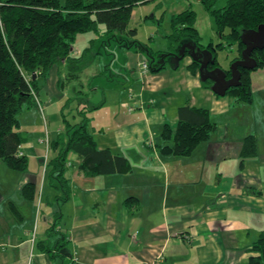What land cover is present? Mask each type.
I'll use <instances>...</instances> for the list:
<instances>
[{
    "label": "crops",
    "instance_id": "0c3cea01",
    "mask_svg": "<svg viewBox=\"0 0 264 264\" xmlns=\"http://www.w3.org/2000/svg\"><path fill=\"white\" fill-rule=\"evenodd\" d=\"M188 8L174 0H153L137 5L131 20L137 14L149 17L157 9L164 18L170 9L171 29L172 16ZM125 49L124 81L106 89L104 104L87 115L98 148L126 157L131 170L88 174L80 167L79 154L69 151L64 177L70 195L63 200L62 189L51 183L47 162L57 154L51 143L64 129L57 124L64 121V105L55 108L51 100L57 96L56 104L61 105L67 92L60 78L57 92L50 87L51 73L38 77L36 104L48 114L43 123L33 124L39 131L36 139L21 118L25 110L34 116V105L24 106L18 117L20 130L28 136L20 151L39 166L17 171L0 164V264H251L259 255L253 245L264 234V134L251 132L258 139V154L242 160L240 141L248 133L237 134L228 120L213 119L242 103L235 95L216 94L199 71L190 69V55L177 68L146 75L138 68L143 56ZM253 79L251 73L255 101L264 88L255 90ZM43 89L52 90L44 109ZM174 93L183 95L177 103L172 102ZM160 95L166 107L157 106ZM187 103L208 108L218 129L190 156L163 153L159 145L172 143L164 141L163 127H175L178 108ZM218 139L216 147L211 142ZM28 183L36 185L33 198L23 192ZM25 204L35 209L34 216L32 211L27 217L22 213L19 206ZM56 215L71 257L40 248L41 241L55 239L49 226Z\"/></svg>",
    "mask_w": 264,
    "mask_h": 264
},
{
    "label": "trees",
    "instance_id": "16d2710c",
    "mask_svg": "<svg viewBox=\"0 0 264 264\" xmlns=\"http://www.w3.org/2000/svg\"><path fill=\"white\" fill-rule=\"evenodd\" d=\"M151 1L153 0H0V159L8 167L17 171H26L29 167L28 156L20 151L28 136L20 130L18 116L24 106L36 104V95L40 89L38 77L47 76L52 66L61 60H81V57L71 56L78 35H95L100 24L105 25L104 32L107 33L99 41L102 47L116 42L120 47L131 48L128 39L137 35V28L130 27L133 9L139 4ZM199 1L215 19L220 41L216 44L211 41L208 45L202 43V37L195 25L198 14L196 10L188 8L172 16L171 32L167 35L169 46L165 52H151L136 39L131 42V45L140 44L137 46L149 53L146 60L150 73L170 66L171 53L178 52L186 43L213 50L215 63L210 68L220 63L218 50L226 45H237L239 53L232 63L241 57L245 47L241 41L242 31L255 29L264 23V0H226L221 8H215L218 0ZM94 41L95 38L90 40L91 45ZM124 41L128 43L123 45ZM91 45L84 49V58L91 52ZM252 56L257 61V67L253 70L264 67V49L254 50ZM163 57L165 61L162 63ZM189 67L197 72L200 63L193 60ZM227 71L230 75V69ZM251 71L242 69V83L227 92L235 95L239 102L253 101ZM118 79L122 82L125 77ZM204 83L212 84V81ZM87 99H84V106L79 109L82 120L78 123L68 120L63 109L67 137L64 138L62 132L51 143L52 148L58 151L49 159L47 166L50 169L51 183L63 191V200H67L70 195L68 182L64 177L69 151L79 154L82 158L80 167L88 174L131 170V164L126 157L114 154L109 148H98L95 136L89 128L91 118L87 114L100 108L104 100L99 103L89 101L86 104ZM178 114L176 126L166 124L162 130L164 141L172 143L159 145V148L163 153L174 156H190L201 143L210 139L217 131L218 124L211 119L208 108L190 103L180 106ZM240 142L242 160L258 154V139L254 133L247 134ZM35 191L34 183L23 187L27 198H33ZM58 218L56 215L49 226L50 236L55 240L41 241L39 245L42 250L52 255L64 256L61 250L67 249L66 235L57 228ZM253 250L259 252V255L252 257L250 263L264 264V234L255 242Z\"/></svg>",
    "mask_w": 264,
    "mask_h": 264
},
{
    "label": "rangeland",
    "instance_id": "374dc122",
    "mask_svg": "<svg viewBox=\"0 0 264 264\" xmlns=\"http://www.w3.org/2000/svg\"><path fill=\"white\" fill-rule=\"evenodd\" d=\"M179 3H181L184 8H192L196 10L198 14V25L196 27L202 34V42L205 45H208L211 41L216 44L218 41H220V37L218 36L216 30V22L213 16L202 6L200 3H198L197 0H174ZM226 4V0H218L215 4V8H221ZM168 6V5H167ZM168 9L167 14L164 18H162V10L157 9L156 11H153L150 13L149 17L148 14L143 15L141 18L139 14L135 16L133 20L130 22L131 28H137V35L135 37H131L128 39L130 41V46L134 51L140 53L141 56H143L144 59H147L149 57V53L145 51L144 49H140L137 45L140 46L144 45V47H147L151 52H165L168 49L169 41L167 35H169L171 29H170V17H169V11ZM152 14L156 15V19L154 20L152 17ZM106 30L104 24H100V29L97 30L95 33H85V34H79L75 43L74 48L71 52L72 57H81V60H73L69 61L67 59L61 60L57 62V64L54 65L53 71H49V74L51 73V80L48 82L50 87L54 88V90L57 92L58 89H55L56 81L57 79L60 80L59 83L64 84V88L66 90V97L63 100L61 105L56 104L58 101L57 96H54V100H51V104L54 103L55 108L64 105V113L68 120H71L73 123H78L82 120V116L80 114L79 109L84 106V99L88 98L86 101L87 103L93 102V103H99L103 100L105 101L106 98V89L112 87L113 84L119 83L120 80L118 78L120 77H126L123 73L125 71V68L127 66L124 58V54L126 51V47H120V45L116 42H112L108 46L104 45L103 47L99 43L100 40H102L103 37H106V34L104 31ZM227 32V31H226ZM95 41L93 45H91L90 40L94 39ZM137 40L140 44L131 45L133 40ZM127 40V41H128ZM124 41L123 45H126L128 42ZM92 46V50L90 53L86 55V57H83L84 49L88 46ZM106 48V49H105ZM238 54V48L237 45H226L223 49L218 50V60L220 67H224L229 69L231 67V60L235 55ZM107 68V69H106ZM263 68H258L256 70H252L251 73L254 75V88L256 90L257 87L264 88V70ZM57 72V73H56ZM114 74V75H112ZM47 76V77H48ZM116 76V77H114ZM41 77V76H40ZM257 77V78H255ZM41 82L42 79L40 78ZM43 94L41 100L42 107L44 109V106H46L47 99L49 100L52 96L50 92L52 90H45L43 89ZM263 92V91H262ZM180 94L174 93L172 96V102L177 103V98L183 97V95L179 96ZM230 95H228L229 97ZM158 98L159 102L157 103V106L160 107H166V104L163 105L161 102V95ZM231 97V96H230ZM179 98V99H180ZM90 101V102H89ZM169 105V103H168ZM108 109V108H107ZM28 111V110H27ZM27 111L23 114H21V118L24 117L22 120L25 123H28V126H30L29 132L32 133L31 138L34 140L36 139L37 135L39 134V131L33 130L35 126L33 124L38 123L39 120L43 123L44 118H46L45 115L48 114V110H45V112L41 111L40 103L38 102L36 105L33 106V109L31 111H35V114H28ZM112 112V110H110ZM127 112H125V116ZM25 115L27 118H25ZM211 115V114H210ZM212 119V117H211ZM214 120H228L230 124H232L236 128V133L243 135L244 133H251L258 130V134L262 135L264 134V126H263V120H264V92L260 96L259 92L256 93L255 101L251 103H245L242 102L239 106H234L231 111L225 112L224 114L220 115L217 113L216 116H213ZM240 121H242V124H240ZM245 121V122H244ZM58 126L63 127L65 129L66 122L65 121H59ZM48 125V123H47ZM33 126V127H32ZM56 123H51V128H55ZM230 126V125H229ZM248 127V128H246ZM63 129L62 136L64 138L67 137L66 130ZM230 132L231 128L229 127ZM213 137V136H212ZM217 141L211 142L216 147L219 146L221 143ZM236 141L231 140V145H234ZM0 164L3 165V167H8L4 162L0 160ZM39 166V161L34 159H29V167L30 169H33ZM9 168V167H8ZM11 169V168H10ZM2 169H0V175L3 174ZM21 175V174H20ZM1 179V176H0ZM22 213L27 217L28 211H32L33 216L35 215V209H31L25 204L24 206H19ZM55 240V239H54ZM53 240V241H54Z\"/></svg>",
    "mask_w": 264,
    "mask_h": 264
},
{
    "label": "water",
    "instance_id": "95a60500",
    "mask_svg": "<svg viewBox=\"0 0 264 264\" xmlns=\"http://www.w3.org/2000/svg\"><path fill=\"white\" fill-rule=\"evenodd\" d=\"M241 41L244 44L241 57L232 62L230 75L227 69L220 66L210 68L215 63L213 50L201 48L196 44L186 43L176 53L172 52L169 58V64L172 68H177L188 53L193 60L200 63L199 72L203 82L212 81V90L221 96L227 94L232 87L239 86L242 81V69L253 70L257 67V61L252 56V52L256 49H264V23H261L255 29H244L241 34ZM188 48V52H187ZM162 58V63L165 61ZM36 77V74L34 75ZM61 253L71 257L72 254L68 249L63 248Z\"/></svg>",
    "mask_w": 264,
    "mask_h": 264
},
{
    "label": "built area",
    "instance_id": "2783aa9c",
    "mask_svg": "<svg viewBox=\"0 0 264 264\" xmlns=\"http://www.w3.org/2000/svg\"><path fill=\"white\" fill-rule=\"evenodd\" d=\"M138 68H139L140 72L143 74L147 75L148 73H150L149 63L146 59H144L138 63ZM129 109H130V111H132L134 109V107L131 106ZM47 148H48V145H47ZM21 154H23V152H21Z\"/></svg>",
    "mask_w": 264,
    "mask_h": 264
}]
</instances>
